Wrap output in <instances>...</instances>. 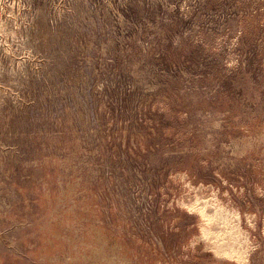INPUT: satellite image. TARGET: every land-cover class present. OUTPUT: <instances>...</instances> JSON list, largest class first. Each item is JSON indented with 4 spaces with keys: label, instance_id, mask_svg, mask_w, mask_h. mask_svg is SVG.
Returning <instances> with one entry per match:
<instances>
[{
    "label": "rangeland",
    "instance_id": "1",
    "mask_svg": "<svg viewBox=\"0 0 264 264\" xmlns=\"http://www.w3.org/2000/svg\"><path fill=\"white\" fill-rule=\"evenodd\" d=\"M0 264H264V0H0Z\"/></svg>",
    "mask_w": 264,
    "mask_h": 264
}]
</instances>
